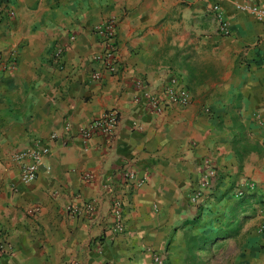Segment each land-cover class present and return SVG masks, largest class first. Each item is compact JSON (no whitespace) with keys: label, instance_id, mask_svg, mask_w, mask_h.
Returning a JSON list of instances; mask_svg holds the SVG:
<instances>
[{"label":"crops","instance_id":"1","mask_svg":"<svg viewBox=\"0 0 264 264\" xmlns=\"http://www.w3.org/2000/svg\"><path fill=\"white\" fill-rule=\"evenodd\" d=\"M245 1L0 0V240L10 245L0 264H155L154 254L168 264H264V20L237 8ZM109 18L120 70L96 80L94 27ZM174 75L192 103L151 111L136 82L158 93ZM108 109L119 113L115 133L85 141L81 128ZM35 139L50 154L26 183L15 156ZM128 167L146 182L125 183ZM245 180L256 190L238 196ZM87 203L93 210L67 212ZM191 234L201 238L195 255ZM224 247L236 250L219 256Z\"/></svg>","mask_w":264,"mask_h":264},{"label":"built area","instance_id":"2","mask_svg":"<svg viewBox=\"0 0 264 264\" xmlns=\"http://www.w3.org/2000/svg\"><path fill=\"white\" fill-rule=\"evenodd\" d=\"M237 8L241 11H247L259 19L264 20V7L259 3L247 0L237 5ZM218 23L219 32L225 36H228L232 32V27L229 20L226 17L224 9L220 3L212 6ZM116 29L117 21L115 18L106 19L94 27L95 34L101 38L103 48L101 51L95 53L93 59L98 64L99 68L92 73V78L101 80L106 74H116L120 70V57L116 46ZM74 38V37H72ZM63 52L62 48L56 51L57 57ZM137 86L142 91V98L146 106L153 112L162 114L169 108H186L189 106L193 97L190 90L181 83L179 76H172L168 82L164 85L161 92L152 93L144 89V83L137 81ZM143 87V88H142ZM206 111L209 112L210 108L206 107ZM119 123V113L116 109H108L104 111L100 116L94 118L90 123L83 126L80 133L85 141H89L93 136L97 134L112 135L117 130ZM69 128V127H68ZM54 137V136H53ZM50 154V147L46 146L39 139H35L25 151V153L17 154L15 158L21 164V178L26 183L35 181L39 176L40 165L44 161L45 157ZM213 171H211L212 173ZM210 173V175H212ZM123 181L127 184H132L134 187L143 185L146 182L145 175H139L132 167L126 168L121 175ZM84 178L89 180L93 178L91 173H86ZM207 186V184H206ZM255 191L256 186L253 181L245 180L244 183L237 191L238 196H242L246 191ZM201 191L197 192L193 200L197 201L201 197ZM37 206H34L28 210L30 215L37 214ZM93 210V204L87 203L84 206L72 205L68 208V213L71 215H77L85 211ZM258 210L261 216L260 231H264V201L258 205ZM123 209L122 201L119 199L114 200L113 204V221L115 228L118 231H123ZM9 243L2 239L0 240V257L9 252ZM153 260L155 264H168V259L161 254H154Z\"/></svg>","mask_w":264,"mask_h":264},{"label":"trees","instance_id":"3","mask_svg":"<svg viewBox=\"0 0 264 264\" xmlns=\"http://www.w3.org/2000/svg\"><path fill=\"white\" fill-rule=\"evenodd\" d=\"M232 226L233 227V236H237L239 235V232L241 231V227H242V224L237 221L235 224H233ZM230 232H226L224 234H219V235H216L214 237H211V238H207L205 241H204V250H211L213 247L215 246H219L221 243H223V241L225 239H227L229 236H231L229 234ZM201 238H198L197 235H190V242L191 243V246H189V250H190V254L191 255H195L197 250H200V242Z\"/></svg>","mask_w":264,"mask_h":264},{"label":"rangeland","instance_id":"4","mask_svg":"<svg viewBox=\"0 0 264 264\" xmlns=\"http://www.w3.org/2000/svg\"><path fill=\"white\" fill-rule=\"evenodd\" d=\"M236 249H234L233 247H224L223 249H219L216 252L219 253V256H225L228 255L230 253H234ZM208 254V253H207Z\"/></svg>","mask_w":264,"mask_h":264}]
</instances>
